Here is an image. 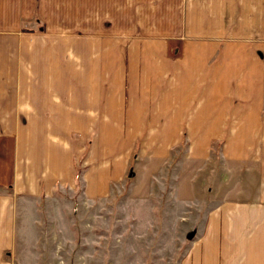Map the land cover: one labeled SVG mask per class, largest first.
I'll list each match as a JSON object with an SVG mask.
<instances>
[{
  "label": "crops",
  "instance_id": "0c3cea01",
  "mask_svg": "<svg viewBox=\"0 0 264 264\" xmlns=\"http://www.w3.org/2000/svg\"><path fill=\"white\" fill-rule=\"evenodd\" d=\"M240 30L224 40L210 0H0V264H17L24 220L74 188L77 165L92 200L136 146L176 143L174 112L187 156L219 142L209 175L232 177L188 262L264 264V0Z\"/></svg>",
  "mask_w": 264,
  "mask_h": 264
},
{
  "label": "rangeland",
  "instance_id": "374dc122",
  "mask_svg": "<svg viewBox=\"0 0 264 264\" xmlns=\"http://www.w3.org/2000/svg\"><path fill=\"white\" fill-rule=\"evenodd\" d=\"M249 2L210 0L211 12H219V24L227 28L224 40L233 39L229 29L235 23L241 39H249ZM174 114H179L172 128L177 142L164 145L163 140L159 150V144H149L142 154L136 146L125 174L108 194L92 200L83 196L79 164L74 188L56 190L53 198L36 203L21 227L16 263L191 264L204 219L232 177L220 171L209 175L210 165L221 167L219 142L211 144L209 158L187 156L185 116ZM169 134L162 129V138Z\"/></svg>",
  "mask_w": 264,
  "mask_h": 264
}]
</instances>
